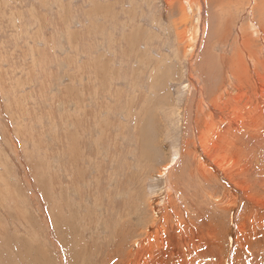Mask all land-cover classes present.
<instances>
[{"label":"rangeland","instance_id":"obj_1","mask_svg":"<svg viewBox=\"0 0 264 264\" xmlns=\"http://www.w3.org/2000/svg\"><path fill=\"white\" fill-rule=\"evenodd\" d=\"M195 1L199 3L0 0V264H23L19 257L26 251L41 252L48 264L71 263L69 254L80 261L103 262L124 220L127 226L140 215L137 233L153 220L154 227L173 220L165 208L170 182L158 172L165 163H180L187 120L207 111L196 104L200 95L190 85L191 76L206 39L230 18L236 29L214 48L218 53L233 52L236 30L251 23L258 0H252L253 10L250 0L244 8L227 0H208L203 20ZM199 28H206L202 36ZM178 30L189 36L186 51L175 42ZM201 80L215 95L226 86L207 75ZM149 118L159 121V131L150 132L160 138L148 142L144 136L142 144L135 143L136 125H148ZM247 143L244 153L252 154L254 166H260L264 150L259 143ZM141 159L148 174L140 173L134 183L125 180L127 173L139 171ZM132 191L145 200L136 213L130 209ZM180 200L182 210L186 205ZM160 210L165 219L154 217ZM200 210L204 220L219 225L224 237L232 240L236 224L245 220L243 215L235 218V210H215L201 196L193 211ZM146 233L139 239H146ZM59 234L67 238L63 243ZM217 235L222 238L221 231ZM230 242L220 259L231 260ZM42 252L51 254L47 258ZM124 259H129L127 253ZM180 263L178 259L174 264Z\"/></svg>","mask_w":264,"mask_h":264},{"label":"bare ground","instance_id":"obj_2","mask_svg":"<svg viewBox=\"0 0 264 264\" xmlns=\"http://www.w3.org/2000/svg\"><path fill=\"white\" fill-rule=\"evenodd\" d=\"M189 1L192 4L193 0ZM214 1L223 3L226 0ZM247 1L227 0V4L234 3L244 8L248 5ZM251 3L252 0L249 4ZM195 4L200 7L199 14L203 20L208 0H199V3L195 1ZM251 6L253 10V5L251 4ZM254 6L256 11L251 23L247 25L248 28L242 27L243 30H236L238 32L234 36L235 41L232 40L234 42L232 44L233 52L230 54L218 53L214 48L231 34L230 29H236L234 28V19L230 18L224 28H215L214 35H211L208 40L206 39L204 51L196 68L197 71L191 76L190 85L194 86L200 95V101L196 100V104L198 105L200 102V109L206 108L207 111L204 112L203 117L195 112L187 120V135L183 156H180L179 159L180 163L175 167L171 165V162L165 163L158 172L171 184L168 183L170 188L166 187L165 208L166 212H172L173 220L170 222L169 219H166L164 224H159L157 227H154L157 220H153L146 230L141 227L139 229L141 232L138 233L135 231V227L138 223L136 220L142 219L140 215L136 216L134 222L130 221L127 226L124 220L115 231V244L109 253L105 254L103 262L102 259H98L97 262H92L93 264H170V261L174 264L178 259H181L182 263L180 264H264V0H258ZM199 29L202 36L206 28ZM176 33L175 42H178L177 44L186 51L189 47L187 32L178 30ZM185 45L186 47H184ZM206 75L212 82H225L224 90L217 95L210 92L201 80ZM133 77L131 78L133 79ZM155 84L157 81L152 80V85ZM158 100L160 101V98ZM125 108L131 117L135 116L129 107ZM150 108L152 109V107ZM147 110L149 111V109ZM155 118L153 120L149 118L148 125L146 123L143 127L136 125L135 143L136 140L137 143H141L144 136L148 142L160 138L150 132V130L159 131L161 128L157 127L156 124L159 121ZM240 139L244 141H240ZM247 141H250L253 146L259 143L258 147H262L260 151L263 152L258 158L261 163L258 167L254 166V156L244 153L243 147L248 146ZM139 153L136 147L134 154L138 156ZM136 169L139 171L127 173L129 177L125 180L134 183L140 178V173L148 174L143 159L137 161ZM116 175L118 174L116 173ZM253 179L258 180L252 181ZM133 195L135 196L134 192ZM200 196L205 202L206 200L210 201L215 210L224 214H234L236 211L235 218H242V215L245 217V220L236 224L234 240L224 237V230L219 225L204 220V212L193 211L200 205ZM143 198L142 195L135 196L130 208L133 213L137 212L141 203H145ZM180 199L186 205L182 207V210ZM238 202H240L239 206ZM149 203L151 202L149 201ZM154 214V217L159 215L163 216V219L166 218V214H163L162 210L155 211ZM194 216L197 218L195 219ZM119 219H124V216ZM116 221L118 220L116 219ZM111 223L113 224V222ZM197 225L200 226V230ZM145 231L147 232L146 239L140 240V236ZM218 231L222 232V238L217 235ZM70 232L71 228L65 233L66 237ZM60 236L62 239H59L63 243L67 238L63 239L64 236ZM228 239L231 241L229 244L231 260H222L220 257L222 253L226 252ZM66 241L68 242V240ZM78 242V246H82V241ZM35 249L37 248L35 247ZM37 252L39 251L37 250ZM83 252L85 253V250ZM40 253L26 251L21 254L19 259L23 264H27L28 260L30 264H48L47 260H41ZM126 253L129 259H124ZM50 254L51 252L43 253L47 258ZM59 255L63 257L61 252ZM69 255L71 263L68 264H92L88 259L80 261L78 256ZM61 264L63 263L61 262Z\"/></svg>","mask_w":264,"mask_h":264}]
</instances>
